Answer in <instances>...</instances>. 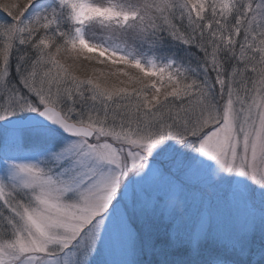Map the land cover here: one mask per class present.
<instances>
[{
	"label": "snow or ice",
	"instance_id": "snow-or-ice-1",
	"mask_svg": "<svg viewBox=\"0 0 264 264\" xmlns=\"http://www.w3.org/2000/svg\"><path fill=\"white\" fill-rule=\"evenodd\" d=\"M0 10V264H264V0Z\"/></svg>",
	"mask_w": 264,
	"mask_h": 264
},
{
	"label": "rangeland",
	"instance_id": "rangeland-1",
	"mask_svg": "<svg viewBox=\"0 0 264 264\" xmlns=\"http://www.w3.org/2000/svg\"><path fill=\"white\" fill-rule=\"evenodd\" d=\"M3 13H2V10H0V15H2Z\"/></svg>",
	"mask_w": 264,
	"mask_h": 264
}]
</instances>
